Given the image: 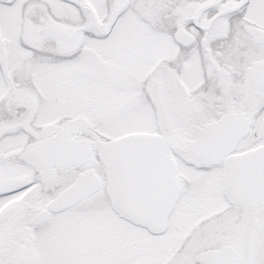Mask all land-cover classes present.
I'll list each match as a JSON object with an SVG mask.
<instances>
[{
    "label": "snow or ice",
    "instance_id": "6c2138e0",
    "mask_svg": "<svg viewBox=\"0 0 264 264\" xmlns=\"http://www.w3.org/2000/svg\"><path fill=\"white\" fill-rule=\"evenodd\" d=\"M0 264H264V0H0Z\"/></svg>",
    "mask_w": 264,
    "mask_h": 264
}]
</instances>
